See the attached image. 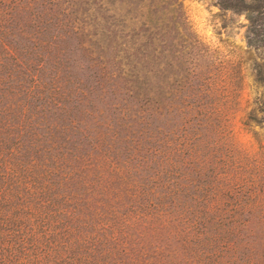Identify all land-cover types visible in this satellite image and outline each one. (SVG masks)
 <instances>
[{
    "label": "trees",
    "instance_id": "trees-1",
    "mask_svg": "<svg viewBox=\"0 0 264 264\" xmlns=\"http://www.w3.org/2000/svg\"><path fill=\"white\" fill-rule=\"evenodd\" d=\"M216 3L245 11L264 82V0ZM105 16L0 0V264H264V148L233 133L237 68L188 51L167 74L163 33Z\"/></svg>",
    "mask_w": 264,
    "mask_h": 264
},
{
    "label": "rangeland",
    "instance_id": "rangeland-1",
    "mask_svg": "<svg viewBox=\"0 0 264 264\" xmlns=\"http://www.w3.org/2000/svg\"><path fill=\"white\" fill-rule=\"evenodd\" d=\"M180 1L181 7L172 4L174 0H91L106 15L103 27L122 32L123 24H128L125 28L129 34H143L146 39L151 35L161 37L163 33L164 39H156V42L158 49H163L159 53L161 69L167 74L184 72L177 62L181 54L187 55L188 51L202 54L199 61L205 65L204 69L213 68L217 63L210 64L212 58L237 68L234 71L235 76L241 77V89L231 113L232 129L241 147L255 153L264 148V112L260 102L264 99V82L256 78L254 67L255 62L260 61L259 51L249 50L247 43V15L245 11L221 8L216 0ZM179 9L187 20L185 27L178 20ZM167 28L169 30L165 31ZM258 225V237L263 239L264 224Z\"/></svg>",
    "mask_w": 264,
    "mask_h": 264
}]
</instances>
